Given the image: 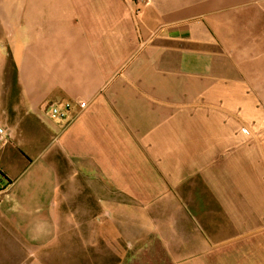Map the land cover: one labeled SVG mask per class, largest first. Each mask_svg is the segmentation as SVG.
I'll return each mask as SVG.
<instances>
[{"label": "crops", "instance_id": "0c3cea01", "mask_svg": "<svg viewBox=\"0 0 264 264\" xmlns=\"http://www.w3.org/2000/svg\"><path fill=\"white\" fill-rule=\"evenodd\" d=\"M2 16L0 264H264V0Z\"/></svg>", "mask_w": 264, "mask_h": 264}, {"label": "built area", "instance_id": "2783aa9c", "mask_svg": "<svg viewBox=\"0 0 264 264\" xmlns=\"http://www.w3.org/2000/svg\"><path fill=\"white\" fill-rule=\"evenodd\" d=\"M88 107L87 102L74 103L71 101H65L62 103H55L50 106V116L53 119L60 120L63 122H72L76 119L78 114L86 110ZM10 130L0 124V139L6 140L10 138Z\"/></svg>", "mask_w": 264, "mask_h": 264}, {"label": "rangeland", "instance_id": "374dc122", "mask_svg": "<svg viewBox=\"0 0 264 264\" xmlns=\"http://www.w3.org/2000/svg\"><path fill=\"white\" fill-rule=\"evenodd\" d=\"M17 5V0H0V23L3 22L5 25L8 23V22H12V21H9L7 18H4L2 16V12L5 10H8L10 7H13V6H16ZM0 45H1V42H0Z\"/></svg>", "mask_w": 264, "mask_h": 264}]
</instances>
